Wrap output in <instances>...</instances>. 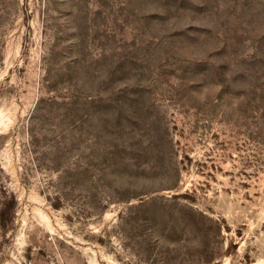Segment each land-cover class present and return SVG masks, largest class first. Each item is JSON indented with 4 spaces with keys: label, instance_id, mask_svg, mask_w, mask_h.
<instances>
[{
    "label": "rangeland",
    "instance_id": "374dc122",
    "mask_svg": "<svg viewBox=\"0 0 264 264\" xmlns=\"http://www.w3.org/2000/svg\"><path fill=\"white\" fill-rule=\"evenodd\" d=\"M264 262V0H0V264Z\"/></svg>",
    "mask_w": 264,
    "mask_h": 264
},
{
    "label": "bare ground",
    "instance_id": "6f19581e",
    "mask_svg": "<svg viewBox=\"0 0 264 264\" xmlns=\"http://www.w3.org/2000/svg\"><path fill=\"white\" fill-rule=\"evenodd\" d=\"M222 264H226L225 262H223ZM255 264H264V262H257V263H255Z\"/></svg>",
    "mask_w": 264,
    "mask_h": 264
}]
</instances>
